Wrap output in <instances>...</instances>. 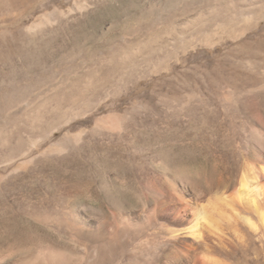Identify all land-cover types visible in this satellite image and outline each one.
I'll return each mask as SVG.
<instances>
[{"label":"rangeland","instance_id":"rangeland-1","mask_svg":"<svg viewBox=\"0 0 264 264\" xmlns=\"http://www.w3.org/2000/svg\"><path fill=\"white\" fill-rule=\"evenodd\" d=\"M223 1L0 0V161L39 139L25 170L0 162L1 254L10 230L35 252L67 243L63 215L237 180L226 134L264 116V19L232 36L250 10Z\"/></svg>","mask_w":264,"mask_h":264},{"label":"bare ground","instance_id":"bare-ground-1","mask_svg":"<svg viewBox=\"0 0 264 264\" xmlns=\"http://www.w3.org/2000/svg\"><path fill=\"white\" fill-rule=\"evenodd\" d=\"M229 3H234L238 11L242 8L250 10V15L242 20L239 17L237 24L234 21L232 36L253 30L264 19V0H228L227 6ZM232 14L234 17L235 13ZM227 19L230 21L229 17ZM85 82L88 84L87 80ZM104 123H101L102 127L110 131L121 132L123 129L119 115L111 116ZM254 134L257 139H253ZM226 135L227 141L238 149L234 153L236 160L242 161L233 183L225 187L216 184L218 187L211 193L200 189L182 193L173 186H165L162 192L158 190V196L147 207H116L105 219L91 220L84 209L74 218L63 215L62 234L67 243L44 245L33 250L35 252L30 251L32 248L28 245L32 244L27 245L25 237L26 240L10 230L12 232L8 233L15 238L10 235L13 242L6 253H0V264H264V116H256L249 126L242 124ZM242 135L244 138L238 140ZM38 140L27 135L22 143L13 147L17 154L13 152L1 159V163L9 165L5 171L7 176L17 168L25 170ZM39 149L38 154L44 156V150Z\"/></svg>","mask_w":264,"mask_h":264}]
</instances>
